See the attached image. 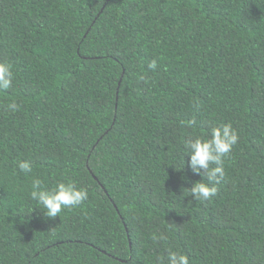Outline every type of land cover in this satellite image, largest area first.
<instances>
[{"label": "trees", "instance_id": "trees-1", "mask_svg": "<svg viewBox=\"0 0 264 264\" xmlns=\"http://www.w3.org/2000/svg\"><path fill=\"white\" fill-rule=\"evenodd\" d=\"M0 62V264H264V0H0ZM224 124L195 200L185 142ZM33 179L89 196L46 217Z\"/></svg>", "mask_w": 264, "mask_h": 264}, {"label": "clouds", "instance_id": "clouds-1", "mask_svg": "<svg viewBox=\"0 0 264 264\" xmlns=\"http://www.w3.org/2000/svg\"><path fill=\"white\" fill-rule=\"evenodd\" d=\"M149 67L157 69V61L153 59ZM14 74L10 64L0 62V90H7L12 87ZM18 105L15 102L7 105L8 110L17 111ZM239 135L231 124H224L222 127H213L209 139L195 137L185 142L188 156L190 157L189 167L192 172L201 175L202 179L190 188L191 196L195 200H210L217 194V187L224 177L223 161L237 144ZM210 165H216L210 167ZM19 171L28 174L32 172V163L29 160L17 161ZM203 170V171H201ZM206 179L207 182H204ZM39 179H33L31 199L37 201L42 207L46 217L54 218L59 216L62 209H70L81 205L88 199L89 193L86 188L77 187L74 182H60L51 189H43ZM153 239L157 237L154 235ZM159 239H164L161 235ZM159 264H189V257L177 251H169L166 258H160Z\"/></svg>", "mask_w": 264, "mask_h": 264}]
</instances>
